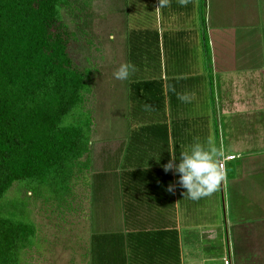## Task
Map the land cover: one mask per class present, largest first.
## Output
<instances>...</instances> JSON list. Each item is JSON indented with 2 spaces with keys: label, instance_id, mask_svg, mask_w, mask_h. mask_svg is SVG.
I'll use <instances>...</instances> for the list:
<instances>
[{
  "label": "crops",
  "instance_id": "crops-1",
  "mask_svg": "<svg viewBox=\"0 0 264 264\" xmlns=\"http://www.w3.org/2000/svg\"><path fill=\"white\" fill-rule=\"evenodd\" d=\"M115 7L74 182L84 264H264V0H102Z\"/></svg>",
  "mask_w": 264,
  "mask_h": 264
},
{
  "label": "trees",
  "instance_id": "trees-1",
  "mask_svg": "<svg viewBox=\"0 0 264 264\" xmlns=\"http://www.w3.org/2000/svg\"><path fill=\"white\" fill-rule=\"evenodd\" d=\"M73 2L0 0V264L35 247L30 200L67 203L88 169L97 64L65 18Z\"/></svg>",
  "mask_w": 264,
  "mask_h": 264
},
{
  "label": "rangeland",
  "instance_id": "rangeland-1",
  "mask_svg": "<svg viewBox=\"0 0 264 264\" xmlns=\"http://www.w3.org/2000/svg\"><path fill=\"white\" fill-rule=\"evenodd\" d=\"M73 5L74 8L65 13V18L70 27L80 36L81 44L92 56L93 63L99 65V44L101 43L100 46H102L104 43L102 39L106 38V28L108 25L113 26L114 32L117 33L118 27L121 28L124 25L125 16L123 18L122 12L116 14L115 7V10L110 12L108 19L109 12L107 13L106 9V13L103 12L102 0H74ZM130 7L128 5L122 7V10L126 11V15L127 11L131 12ZM147 14L148 12L143 19L147 18ZM103 16L104 22H102ZM106 18L107 21H105ZM137 20H142V17ZM90 39L92 41H88ZM89 42H93V45H89ZM143 67L148 66L143 65ZM95 103L96 100L92 93L89 96L88 104L94 106ZM97 140H99V136L94 139V141ZM110 163H114L112 158ZM16 191H18L16 187L12 188L9 197H14ZM22 194L24 196V191ZM73 194L74 196L71 195L65 204L30 200L28 211L37 227V242L35 247L24 252L20 264H84L83 244L87 229L86 204L83 199L85 190L82 187L74 189Z\"/></svg>",
  "mask_w": 264,
  "mask_h": 264
},
{
  "label": "built area",
  "instance_id": "built-area-1",
  "mask_svg": "<svg viewBox=\"0 0 264 264\" xmlns=\"http://www.w3.org/2000/svg\"><path fill=\"white\" fill-rule=\"evenodd\" d=\"M234 158H235L234 155H228V156H226L223 160H221L220 163H219V168H220V170H221L222 172H224L225 161H226V160H232V159H234ZM224 264H230V260H229L228 258H225V259H224Z\"/></svg>",
  "mask_w": 264,
  "mask_h": 264
}]
</instances>
